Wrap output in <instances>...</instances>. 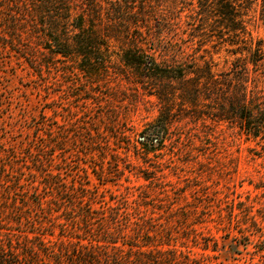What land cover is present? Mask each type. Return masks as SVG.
<instances>
[{"label":"rangeland","instance_id":"374dc122","mask_svg":"<svg viewBox=\"0 0 264 264\" xmlns=\"http://www.w3.org/2000/svg\"><path fill=\"white\" fill-rule=\"evenodd\" d=\"M8 13L0 10V151L11 152L12 145L49 129L60 131L64 121L76 119L67 143L77 149L69 163L77 166V183H86L89 193L109 203L125 200L127 212L156 223L163 243L158 248L174 247L198 264L264 262V127L257 136L248 135L231 110L264 103V71L249 64L241 86L231 70L240 55L222 45L230 36L220 40L226 29L211 31L182 12L170 36L175 47L154 57L182 67L183 78L159 79L152 88L133 84L134 74L123 68L116 43H108L99 66L103 80L89 83L77 64L74 88L71 58L51 56L26 39L5 44L1 24ZM246 30L264 38L261 26L250 24ZM209 76L215 83L205 81ZM198 78L205 83L197 91ZM156 86L166 94L162 99L154 94ZM242 90L246 101L240 104ZM166 107L158 146L141 147L142 131ZM24 160L16 162L24 165ZM26 171L24 182L34 179ZM47 237L58 243V229Z\"/></svg>","mask_w":264,"mask_h":264},{"label":"trees","instance_id":"16d2710c","mask_svg":"<svg viewBox=\"0 0 264 264\" xmlns=\"http://www.w3.org/2000/svg\"><path fill=\"white\" fill-rule=\"evenodd\" d=\"M1 1L0 8L9 11L1 24L7 35L5 44H22L26 39L51 56L71 58L74 88L77 64L89 83L103 80L99 66L104 63L101 52L110 49L108 43H116L113 46L123 68L134 74L133 84L152 88L159 79L183 78L182 67L162 64L154 57L156 51L175 47L170 36L176 33L175 22L182 12L211 31L213 27L226 29L219 34L220 40L224 34L230 36L222 45L228 53L240 55L231 70L241 86L246 83L249 64L264 71V38H253L246 30L250 24L264 30V0ZM165 36L169 38L163 41ZM205 81L215 83L210 76ZM203 83L196 80L197 91ZM154 89L158 99L166 96L160 87ZM73 97L77 98V92ZM239 98L240 104L246 101L245 91ZM231 108L232 112L236 109L242 130L257 136L264 127V103L256 109ZM167 111L166 107L156 123L142 131L141 147L158 146ZM75 120L64 121L60 131L49 129L43 136L12 145L11 152L0 151V264H198L174 247L158 248L163 243L157 224L127 212L125 200L109 203L89 193L86 183H77V166L72 169L69 164L77 157V149L67 143L77 128ZM19 157L25 158L24 165L16 162ZM25 168L34 179L24 182L21 173ZM55 228L58 243L47 237L53 236ZM166 237L163 242L169 245L171 234Z\"/></svg>","mask_w":264,"mask_h":264}]
</instances>
